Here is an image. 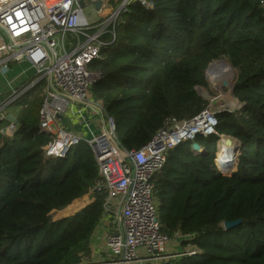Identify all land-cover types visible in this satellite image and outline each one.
<instances>
[{
	"label": "trees",
	"instance_id": "obj_1",
	"mask_svg": "<svg viewBox=\"0 0 264 264\" xmlns=\"http://www.w3.org/2000/svg\"><path fill=\"white\" fill-rule=\"evenodd\" d=\"M148 1L153 7L134 0L119 12L114 38L105 36L107 44L90 64L101 73L90 92L113 118L117 141L139 148L166 118L199 113L208 100L196 87L213 94L206 68L228 63L239 106L216 113L214 133L166 152L152 178L158 219L168 237L191 236L181 244L196 252L176 264H264V9L260 0ZM42 89L40 81L6 105L15 111L8 112L15 118L11 136L1 132L7 120H0V264L87 260L102 213L104 194L93 192L72 213L55 214L89 193L98 170L83 140L64 157L44 155L49 136L38 126ZM221 134L238 142L228 174L215 165Z\"/></svg>",
	"mask_w": 264,
	"mask_h": 264
},
{
	"label": "built area",
	"instance_id": "obj_2",
	"mask_svg": "<svg viewBox=\"0 0 264 264\" xmlns=\"http://www.w3.org/2000/svg\"><path fill=\"white\" fill-rule=\"evenodd\" d=\"M78 1L0 0V33L6 39L0 67L6 68L9 61H27L35 70L30 83L0 103V120H7L1 132L11 136L15 131L6 105L43 81L38 126L49 136L42 146L44 155L64 157L71 146L85 141L93 151L98 176L81 199H89L93 192L104 194L96 226L103 230V241L90 250L89 259L73 264H158L170 237L160 230L152 178L163 167L169 149L198 134L214 133L216 113L222 109H213L211 103L191 118H166L141 147L122 146L116 139L113 118L90 92V86L101 76L90 64L107 44L105 36L114 38L121 9L134 0H118L116 6L113 2L117 0H100L99 8L93 0H83L84 6ZM138 1L153 7L152 1ZM259 3L264 9V0ZM85 7L104 16L97 18L93 10L94 18L88 19ZM76 120L86 137L76 128ZM228 137L219 135L215 158L217 170L224 174L233 171L237 156L238 142L229 137L230 145L235 146L234 155L225 162L219 159L218 152ZM178 235L183 236L176 233V238ZM195 252L192 247L179 255Z\"/></svg>",
	"mask_w": 264,
	"mask_h": 264
},
{
	"label": "crops",
	"instance_id": "obj_3",
	"mask_svg": "<svg viewBox=\"0 0 264 264\" xmlns=\"http://www.w3.org/2000/svg\"><path fill=\"white\" fill-rule=\"evenodd\" d=\"M92 11L93 10H91L90 12H92ZM5 40L6 39L4 38L2 33H0V55L3 54ZM34 73H35L34 68L27 61H20V62L9 61L7 63L6 68L0 67V101L9 97L11 94H13L15 89L22 86L24 82L31 80L32 77L34 76ZM238 105H239L238 101H235V108ZM7 109L8 108H6V110ZM6 112L8 115H11L10 113H8L9 111H6ZM67 116L70 119L71 116H69V115H67ZM74 124H76V128L79 131H81V134L84 137H86V132H85V129L83 128V126H78L77 120ZM91 127H94V130L97 129V127H95L94 125H92ZM224 146L226 147L227 145H224ZM63 211L64 210H62V212ZM65 215H68V213H64L60 216H65ZM190 238H191V236H189V235H186V236L185 235H183V236L178 235L177 238L175 235L173 237H170V240L165 245V249L163 251L164 258L162 260H160L158 264H176L175 260L180 256L179 254L182 251H185V250L193 247L191 245L183 246L181 244L182 241L188 240ZM89 241H90L89 242L90 243V250H92L94 246H96L97 244H99L100 242L103 241V230L96 227L95 230L93 231ZM89 256H90V253H89Z\"/></svg>",
	"mask_w": 264,
	"mask_h": 264
},
{
	"label": "rangeland",
	"instance_id": "obj_4",
	"mask_svg": "<svg viewBox=\"0 0 264 264\" xmlns=\"http://www.w3.org/2000/svg\"><path fill=\"white\" fill-rule=\"evenodd\" d=\"M91 10H94L97 18H101L104 16V14L98 13L92 7H85L84 13L88 19L94 18V16L91 15V12H90ZM220 64L227 65L228 71L225 73H221V72L219 73L218 71H216V68ZM211 72H213L215 74H213ZM206 74H207L206 80L209 83L211 92L213 94H210V92L208 90H205L202 87H196V89L201 96H203L204 98H206L208 100L207 105H209V104L211 105V103H212V107L215 110L235 108V101L236 100L234 99V97L231 95V92H230V82H232V78L234 76L233 68L228 63H226L224 60H217V61L211 62L210 67L206 71ZM213 75H215V76L213 77ZM6 111H10L11 113H15L13 108H8ZM231 151H233V150H231ZM228 160L229 159H227L226 161H228ZM88 200L89 199L76 200V201L72 202L69 206H67L63 212L62 211L56 212L55 214H57V216H60L64 213H68V214L70 212L72 213V211H75L77 208H79L83 203H85ZM53 217H55V216H53Z\"/></svg>",
	"mask_w": 264,
	"mask_h": 264
},
{
	"label": "water",
	"instance_id": "obj_5",
	"mask_svg": "<svg viewBox=\"0 0 264 264\" xmlns=\"http://www.w3.org/2000/svg\"><path fill=\"white\" fill-rule=\"evenodd\" d=\"M78 2H79V5H80V6H84V5H85V2H84L83 0H79ZM92 4H93L96 8H99L101 2H100V0H93V1H92ZM210 64H211V63H210ZM210 64H209L208 67L206 68V71H207V69L210 67ZM205 77H207V74H206V73H205ZM7 118H8L9 120H11V121H15V118H14L13 116H11V115H8ZM225 142H226V144L230 145V144H231V139L228 137V138L226 139ZM192 149H193L194 151H198V152H200V150H201L200 146H199L196 142H194V143L192 144ZM238 222H239V220L226 221V222L224 223V226H225V228H229V227H231V226L236 225Z\"/></svg>",
	"mask_w": 264,
	"mask_h": 264
},
{
	"label": "bare ground",
	"instance_id": "obj_6",
	"mask_svg": "<svg viewBox=\"0 0 264 264\" xmlns=\"http://www.w3.org/2000/svg\"><path fill=\"white\" fill-rule=\"evenodd\" d=\"M213 66V65H212ZM216 71H218L219 73H225L228 71V66L225 65V64H220L217 68H216ZM215 71V72H216ZM213 73V72H211ZM215 74V73H213ZM215 75H213L214 77ZM224 145H227L226 147ZM234 148L235 146L234 145H228L225 143L222 144V149L219 151L218 153V156H219V159H221L223 162H225L227 159H231L234 155ZM233 150V151H231Z\"/></svg>",
	"mask_w": 264,
	"mask_h": 264
}]
</instances>
